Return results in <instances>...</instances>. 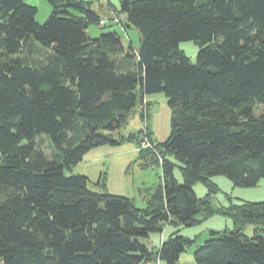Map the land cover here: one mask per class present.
Wrapping results in <instances>:
<instances>
[{
	"label": "trees",
	"instance_id": "obj_1",
	"mask_svg": "<svg viewBox=\"0 0 264 264\" xmlns=\"http://www.w3.org/2000/svg\"><path fill=\"white\" fill-rule=\"evenodd\" d=\"M24 2L0 0V264H177L191 240L174 233L156 250L141 240L173 218L187 227L213 212L196 182L264 178V0H121L135 50L116 32L87 35L101 21L89 2L47 0L43 24ZM183 41L199 47L195 63ZM158 92L170 133L159 153L139 151L142 169L162 170L144 208L66 174L93 148L140 144L142 130L113 135ZM164 153L180 163L181 184ZM231 214L234 228L211 232L195 264H264V201Z\"/></svg>",
	"mask_w": 264,
	"mask_h": 264
},
{
	"label": "rangeland",
	"instance_id": "obj_2",
	"mask_svg": "<svg viewBox=\"0 0 264 264\" xmlns=\"http://www.w3.org/2000/svg\"><path fill=\"white\" fill-rule=\"evenodd\" d=\"M89 2L90 9L94 11L104 26L99 24L88 25L86 32L90 38L98 37L108 32H116L120 36L123 46L128 49H136L139 46V32L136 28L128 26L125 15L120 12L121 0H82ZM25 4L37 9L35 21L43 24L51 13V7L47 0H26ZM33 39L28 41L31 44ZM178 49L183 52L192 63L196 62L199 47L192 41H183L178 44ZM171 112L164 93H152L145 96L142 107L130 117L128 124L119 134H114V139L119 136L128 137L142 130L140 144L136 140L120 141L117 145L106 144L93 148L86 152L82 160L66 171L67 175H82L87 178L89 190L101 193L106 191L112 195L124 196L134 200L137 208H144L145 199L155 192L162 183V170L160 165L148 161L149 166L142 169L139 157L140 150H162L163 144L170 133ZM151 140L153 144L151 143ZM160 156V154H157ZM165 159L173 163V175L181 184V165L175 158L164 153ZM161 157V156H160ZM105 186V188H103ZM106 189V190H105ZM193 191L198 199L206 201L212 208V213L200 212L196 216V223L192 226H184L172 219V223L166 224L161 232L150 233L147 238L141 240L149 249L156 250L160 246L161 239L169 235H177L192 241L185 246V258L193 257V252L198 244L211 238V232L231 231L234 228L232 217L233 208L243 203H256L264 201V178H261L255 186L242 187L233 184L223 175L209 178L207 184L198 181L193 185ZM205 204V203H204ZM253 225L242 226V233L250 236L253 233ZM188 263V262H187Z\"/></svg>",
	"mask_w": 264,
	"mask_h": 264
},
{
	"label": "crops",
	"instance_id": "obj_3",
	"mask_svg": "<svg viewBox=\"0 0 264 264\" xmlns=\"http://www.w3.org/2000/svg\"><path fill=\"white\" fill-rule=\"evenodd\" d=\"M25 1H26V0H25ZM161 242H162V239H161L160 243H161ZM201 244H202V243H201ZM198 245H200V244H198ZM147 247H148V246H147ZM185 253H186V251L180 255V258H179L177 264H195L193 257H191L190 255H189L190 258H189L188 260L185 258V257H186V256H185ZM187 262H188V263H187Z\"/></svg>",
	"mask_w": 264,
	"mask_h": 264
},
{
	"label": "built area",
	"instance_id": "obj_4",
	"mask_svg": "<svg viewBox=\"0 0 264 264\" xmlns=\"http://www.w3.org/2000/svg\"><path fill=\"white\" fill-rule=\"evenodd\" d=\"M99 24L101 26H104L106 23L105 21H100ZM141 264H163V263L161 262L159 258L156 257L154 260L145 261V262H142Z\"/></svg>",
	"mask_w": 264,
	"mask_h": 264
}]
</instances>
